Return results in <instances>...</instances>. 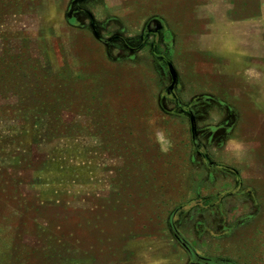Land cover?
<instances>
[{
    "label": "rangeland",
    "instance_id": "obj_1",
    "mask_svg": "<svg viewBox=\"0 0 264 264\" xmlns=\"http://www.w3.org/2000/svg\"><path fill=\"white\" fill-rule=\"evenodd\" d=\"M0 264H264V0H0Z\"/></svg>",
    "mask_w": 264,
    "mask_h": 264
}]
</instances>
